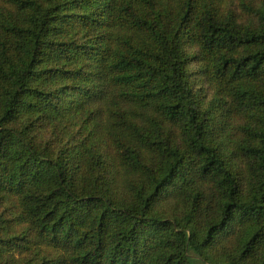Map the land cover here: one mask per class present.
Segmentation results:
<instances>
[{
    "label": "trees",
    "instance_id": "trees-1",
    "mask_svg": "<svg viewBox=\"0 0 264 264\" xmlns=\"http://www.w3.org/2000/svg\"><path fill=\"white\" fill-rule=\"evenodd\" d=\"M234 1L0 0V264H264V0Z\"/></svg>",
    "mask_w": 264,
    "mask_h": 264
},
{
    "label": "rangeland",
    "instance_id": "rangeland-1",
    "mask_svg": "<svg viewBox=\"0 0 264 264\" xmlns=\"http://www.w3.org/2000/svg\"><path fill=\"white\" fill-rule=\"evenodd\" d=\"M258 0H235L234 2H229V7L237 12L240 17H246L244 12L245 4H255ZM193 67V69H195ZM211 95V92H210ZM17 203L14 200H7L0 197V216H2V220L13 219L14 216L17 215L16 210Z\"/></svg>",
    "mask_w": 264,
    "mask_h": 264
}]
</instances>
